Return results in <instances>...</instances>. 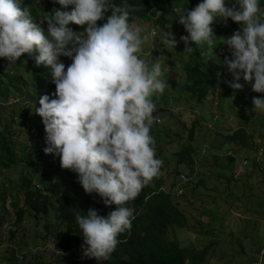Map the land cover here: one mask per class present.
<instances>
[{"label": "clouds", "instance_id": "obj_1", "mask_svg": "<svg viewBox=\"0 0 264 264\" xmlns=\"http://www.w3.org/2000/svg\"><path fill=\"white\" fill-rule=\"evenodd\" d=\"M57 2L61 10L34 21L22 0H0V58L20 67L7 70L13 74L10 86L23 78V87L0 105L6 109L23 101V114L13 119L22 117L21 124L25 117L37 132L35 114L42 118L46 141H34L37 151L43 146L45 155H59L61 167L78 174L86 193H98L106 205L117 206L106 217L94 208L75 215L87 245L84 255L106 260L130 235L137 211L128 202L157 176L163 185L157 189L153 183L143 199L163 193L166 204L185 215L184 202L207 204L212 194L224 196L228 204L203 207L226 219L237 222L260 211L264 194L246 179L254 170L264 177V127L254 130L249 124L250 119L264 123V113L252 118L246 111L249 104L264 111V0H161L130 20L140 9L128 0ZM235 91L229 102L226 97ZM26 101L35 107L31 118ZM158 123L157 131L153 126ZM161 135L181 145L165 150L163 160L156 156ZM217 139L229 147L217 153ZM33 163L42 165L37 157ZM238 201L243 205L236 208ZM226 219L219 221L221 229L233 224ZM198 221L191 225L197 234L177 236L186 225L174 227L172 237L200 258H220L222 253L208 246L195 247L212 239L210 232L199 242ZM214 229L222 240L219 228ZM249 264H264V240L255 245Z\"/></svg>", "mask_w": 264, "mask_h": 264}, {"label": "trees", "instance_id": "obj_2", "mask_svg": "<svg viewBox=\"0 0 264 264\" xmlns=\"http://www.w3.org/2000/svg\"><path fill=\"white\" fill-rule=\"evenodd\" d=\"M159 1L161 0H128L129 5L140 9L133 12V16H130L129 20L134 16L146 15L144 8L151 3L157 4ZM22 6L31 10L34 21L40 17L44 18L45 12H51L53 9L61 10L60 7H62L57 0H22ZM164 12H167L166 9ZM8 63L10 62L7 59L0 58V101L3 100L4 102L8 100L7 96L14 95L17 89L23 87L22 76L16 79V86L9 85V83L12 84L13 74L7 70L18 72L20 67L14 68L7 65ZM18 63L20 61L14 65ZM36 76L35 73L34 78ZM5 106L0 105V169L14 168L12 173L15 174L17 182L14 183L9 175H5L0 183V198L4 200L5 192H8L13 205L15 223H21L25 217L38 221L41 215L44 217L53 216V223L47 220L44 222L43 227L47 231L45 235L38 236L37 233L34 240L28 244L20 240L17 244L18 247H27L30 243L34 247L37 244V238H40L45 242L51 240L52 250L49 254L53 257H61L62 251L74 250L76 252L77 256L70 260L62 258L61 264H196L197 258H200L197 256L199 254L195 255L189 249L182 247L178 240L172 237L174 227L188 225L185 213L180 210L174 211L172 207L168 206L163 193L152 194L147 201L142 197L143 193L151 194L153 186L159 189L163 185V179L159 176L147 185V189L142 194L140 192L134 200L128 202L127 206L134 207L137 211V216L132 222L130 235L124 236L123 233L118 236V238L124 236V240L118 243L115 251L106 260L97 261L95 258L85 256L84 248L87 245L84 244V238L75 221V215H86L89 208H94L98 210L99 215L106 217L117 206L115 204L106 205L98 193H86L79 182L78 174L70 169H63L60 165L59 155L55 153L45 155V147L43 146L36 152L37 162L40 161L46 169L49 167L52 170L44 169L40 173L39 169H30L31 159L26 160L20 169L15 168L17 161L24 157L20 156V153L17 152L18 149L28 148L26 155L32 157V149L37 146V142H34L32 147H28L26 143L14 138L15 132H12V129L18 124L13 119L14 111L11 110V107L4 109ZM3 115H8V120L2 122ZM35 115L34 122L36 120L37 132L41 134L45 126L42 118L37 114ZM156 156L163 160L162 156H167V152L160 148ZM55 158L59 159L56 167L53 166ZM48 176L52 178L49 179ZM33 179H37V182H34ZM5 211L7 213L6 208ZM212 212L210 217L215 222L217 220L213 218L216 215L215 209ZM210 221L212 220L209 218L208 222ZM198 223H200L199 230L202 232L208 230V223L203 224L201 221ZM15 233H17V227L12 225L8 229L10 240ZM15 249L14 246L11 247L6 260H13L15 264L23 262L22 255L15 254ZM29 264L49 263L37 255Z\"/></svg>", "mask_w": 264, "mask_h": 264}, {"label": "rangeland", "instance_id": "obj_3", "mask_svg": "<svg viewBox=\"0 0 264 264\" xmlns=\"http://www.w3.org/2000/svg\"><path fill=\"white\" fill-rule=\"evenodd\" d=\"M151 20V19H150ZM143 23H147V19L141 21ZM237 94V91L233 92L229 97H226V99L229 102H233V99L235 97V95ZM20 99V97H19ZM17 100V99H16ZM15 100V101H16ZM13 101H9V103H11ZM31 102H25L26 105L28 104V108L30 109V113L27 115V117L31 118L32 114H34L35 111V107L34 105H31L29 103ZM18 103L21 104V107H18ZM206 106H208V103H205ZM22 106L23 105V101L20 102H16L15 106L11 107V109L14 112L15 116L17 117V114H23V110H22ZM32 110V111H31ZM32 112V113H31ZM247 114L251 113V117L252 118H257L259 116H261L264 111L262 110H255L254 108L252 109V107L249 104V108L246 111ZM232 115L234 114V112L231 113ZM20 118H15V123L16 124H20ZM24 118V122L21 123L19 126H15V128L12 129V132H15V137L17 140H19L20 142H24L28 145V147H32V144L34 141L39 142L40 139H43L46 141V132L43 131L41 136L37 135V132L35 131L34 126L31 123V126H29L27 123H25L26 118ZM5 120H8V115H3L2 116V122H4ZM229 121V120H228ZM250 125L253 126L254 130H259L261 128L264 127V123H261V120H254V119H250L249 122ZM153 126V125H152ZM244 126L247 127V125L244 124ZM157 131L161 130L162 124L158 123L155 126H153ZM173 129H177V126H173ZM36 132V133H35ZM40 137V138H39ZM219 141V139L216 140V143ZM202 141L196 140L193 142L194 145L200 144ZM209 144H213V137L210 141H208ZM157 144L159 146L162 147V149L164 150H169L173 151V150H178L181 145L180 142L177 141V139H172L171 137H168L166 135H161L159 137H157ZM218 144V145H217ZM216 144V152L220 153V151L225 150L226 148L229 147V142L225 143L224 145H220L219 143ZM27 149L26 147H23L21 149H18V153H20V156H24L21 158V160L17 161V165L15 164V168H19L21 166H23L26 160H30L31 159V168L30 169H37L39 168L40 173L46 169V167L40 165V164H33V162L36 161V156L32 157H27ZM33 153L37 152V148H34ZM224 159V158H223ZM223 159H218V160H223ZM224 162V160H223ZM8 170V171H6ZM46 170H52V168H47ZM14 171V168L11 169H5V170H1L0 169V183L3 180V177L5 175H9L10 178H12V181L14 183L17 182L16 176L15 174H13L12 172ZM49 179H51V176H48ZM263 175L261 172H259V170H254L252 172V174L246 179V183L250 184L251 186H253V188L261 194H264V191H259V186L261 183L264 184V179H263ZM35 180L34 182H37V179H33ZM15 185V184H13ZM264 188V187H263ZM211 199H206L205 198V202H207V204H211L213 202H215L217 205L220 206V208L225 207L228 203L227 201H225L224 196L221 195H215L212 194ZM188 199V198H187ZM264 200H262L263 202ZM3 204L5 207H3ZM206 203H200V202H195V199H191V200H187L186 202H184V209L186 211V215H188L187 217V221H188V226H186L184 229L185 230H179L177 231L176 235L178 236L179 234H181L183 231H186L188 233H194L197 234V230H193V227L191 226L192 224H194L193 221H196L197 219H199L202 223H206L208 221L209 218H211L209 216V213H211L210 211H212V209H206V207H203V205ZM206 204V206H208ZM235 207L237 208L238 206H242L243 203L238 201V204H234ZM12 203H11V198L8 195V192H5V199L2 200L0 198V237L4 232L8 233V225L10 224V226L15 225L17 227V233H15V235L11 238H9V235H4L3 237V243L0 244V264H15L13 260H6V258L9 255L10 249L12 246H14L16 249V253L21 254L23 258V262L20 263H16V264H29L32 262V260L34 259L35 256L39 255L42 257V259H45L49 264H61V258L56 256L53 257L51 256L49 253L52 250L51 247V240L49 242H45L42 241V239L37 238V244L36 246L32 247V243H30V245H27V247H23L20 248V246L18 247V243L20 242V240H23L25 242H27V244L29 242H32V240H34V236L38 233V236H43L47 233L46 229L43 227L44 226V222L50 221V223H53V216L49 215L47 217L44 216H39L38 221H35L34 219L25 217L24 220L21 223H15L14 221V215H13V209H12ZM7 210V213L5 211V209ZM208 208V207H207ZM260 211L257 212H251V216L250 218H244V219H240L238 218V221L235 222V219H226L228 218V216L224 215H220V214H216L215 216L217 217V220L212 219L211 223H209L208 230L207 231H203L200 232L199 234H201V237L199 239V242H204L207 240L209 233L211 232V236L212 239L208 240V242H206L205 244H194L195 247L198 248V250L203 249L204 247L208 246V249L212 248L214 253L220 254V258H215L214 256L209 257L208 259H204V258H197L196 260V264H249L250 261L253 258L254 255V247L255 245H259L263 240H264V206H262L261 209H259ZM213 214V212H212ZM223 218H225L226 220H232V223H227L224 228H220L219 227V221H225L222 220ZM215 223V224H213ZM213 224V226H212ZM235 224H239L244 226L243 229L241 230H237L236 228H233V226ZM216 226L219 228L220 230V235L222 240L218 241L219 236L217 235V231L214 229L216 228ZM211 228V229H210ZM50 235V234H49ZM183 242V241H181ZM184 243V242H183ZM216 244V245H215ZM185 246H190L193 247L192 244L188 245L187 243H184ZM215 246V247H214ZM194 247V248H195ZM207 249V250H208ZM64 258L70 260L73 257H76L77 254L74 251H70V252H66L63 254ZM189 264V263H187Z\"/></svg>", "mask_w": 264, "mask_h": 264}]
</instances>
